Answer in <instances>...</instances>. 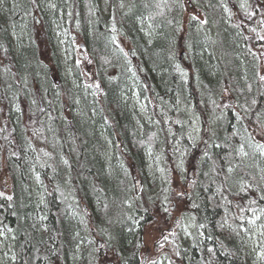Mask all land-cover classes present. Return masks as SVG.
Here are the masks:
<instances>
[{"label": "trees", "instance_id": "16d2710c", "mask_svg": "<svg viewBox=\"0 0 264 264\" xmlns=\"http://www.w3.org/2000/svg\"><path fill=\"white\" fill-rule=\"evenodd\" d=\"M111 1L0 0V264H140L141 226L189 167L194 224L155 264H264V79L248 49L264 0H188L204 19L187 24L185 0Z\"/></svg>", "mask_w": 264, "mask_h": 264}, {"label": "rangeland", "instance_id": "374dc122", "mask_svg": "<svg viewBox=\"0 0 264 264\" xmlns=\"http://www.w3.org/2000/svg\"><path fill=\"white\" fill-rule=\"evenodd\" d=\"M101 4L106 12H108L112 8L111 0H101ZM184 6L186 9V18H185L186 24L190 16L203 19V16L201 14L199 15V11L192 8L189 5L188 0H185ZM259 34H260V37L264 36V26L261 27ZM63 35L65 39L61 43L58 44V52H59V55L64 58L65 62H67L66 58L68 57V55H66V51H65L66 50L65 40L68 36L67 29L63 30ZM254 42L255 44L251 45V49L254 50V53L255 54L257 53L258 55H260L261 52L264 53V40L256 39ZM79 43H81L80 39L77 40V44ZM122 46L125 51L132 48L126 42H123ZM72 51H74V48L71 45V52ZM71 52L69 54H71ZM84 55H85L84 53L75 52V56L77 57L79 61L82 71L83 72L85 71L88 77H92L93 64H90L88 56L87 55L84 56ZM260 74L264 76V64L261 65L260 67ZM94 86L99 87L100 85L98 83H94ZM133 97H134L135 105H137V110L140 113L141 118H146V116L148 115L147 113L148 102L146 100L142 101L141 99L136 98L135 95ZM152 101L154 102L153 103L154 104L153 108H154L156 102L154 100H151V102ZM36 145H37L38 151H41L44 148L43 145L39 144L38 142H36ZM150 162H151V165H150L149 174H151V176H155L156 164L154 163L153 158H151ZM154 171L155 173H153ZM184 175L185 177L183 175L176 174L174 172L171 173L170 180H171V187L173 190V196L171 197L169 204L166 205L165 207L168 211L167 212L163 210L154 211L152 214H154V216L157 217L156 221L151 225H147L146 223L144 225V228L142 231V246H141L140 253H139V259H140V262L142 263L144 261L146 262V264H153V262L160 263L164 259L165 253L168 252V249L165 246L159 248V245L163 242V238L167 236L170 241L181 240L184 236L187 235L188 233L187 229L193 226L194 224L193 222H191V218H190V212L192 208L190 193H192V190H191V186L188 184L187 181L194 182V180L189 179V176H191L192 179L196 178V172L195 170L189 167L185 170ZM31 182L33 184L34 189H36L35 193L37 195V198H39L40 201H43L45 199V196H44L42 189L39 187L42 185L40 184L39 177L37 176L35 171L31 173ZM181 192L184 193L183 196L178 195V193H181ZM173 201H176L177 209H176V213L171 214L170 216L169 208L172 205ZM177 215L178 216L181 215L180 224L176 228L177 229L176 231H174L171 234H168L166 231L168 228H170L174 217ZM249 225L253 233L251 237L248 235L249 236L248 238H251V240L249 241L248 239L247 243L251 246L252 245L255 246L258 244L259 237L261 235V230H260V227L257 225L256 219H251L249 222ZM260 255L261 253H258L257 257L260 258ZM145 256H148L147 259H144ZM116 263L119 264L120 259L116 258ZM105 264H115V263L107 262Z\"/></svg>", "mask_w": 264, "mask_h": 264}, {"label": "bare ground", "instance_id": "6f19581e", "mask_svg": "<svg viewBox=\"0 0 264 264\" xmlns=\"http://www.w3.org/2000/svg\"><path fill=\"white\" fill-rule=\"evenodd\" d=\"M235 6H233L232 8H234ZM248 49L250 50V51H252V49H251V45L252 44H255V42L254 41H251L250 39H248ZM253 52V51H252ZM179 59L183 62V61H185V50L184 49H181L180 50V52H179ZM149 103H151V99H150V97H149ZM223 103H222V101H219V105L221 106V108H224L225 107V105H222ZM111 123L112 124H114V122L113 121H111ZM114 130H115V128H114ZM115 134H116V132H115ZM176 167V166H175ZM170 184H171V180H170ZM171 190H172V187H171ZM173 191V190H172ZM173 196V192H172V194L170 195V197L168 198V200H167V202L165 203V205H167L168 203H169V200L171 199V197ZM192 212V211H191ZM190 212V213H191ZM190 217H191V214H190ZM187 233V232H186Z\"/></svg>", "mask_w": 264, "mask_h": 264}, {"label": "snow or ice", "instance_id": "6c2138e0", "mask_svg": "<svg viewBox=\"0 0 264 264\" xmlns=\"http://www.w3.org/2000/svg\"><path fill=\"white\" fill-rule=\"evenodd\" d=\"M240 6H241V7H245V5H244L243 3H242ZM261 6L264 7V5H261ZM250 15H251V14H250ZM193 19H196V17H193ZM253 31H255V29H253ZM113 39H115V37H113ZM260 39H261V40H264V36H261ZM262 79H264V77H262ZM260 134H261L262 137H264V128H261V129H260ZM257 147H259V148H261L262 150H264V144L257 145ZM241 152L243 153V145H241ZM243 155L246 156L247 153H243ZM229 171H231V169H229ZM0 195H2V193H0ZM178 195L183 196L184 193L181 192V193H178ZM9 199H11V197H9ZM164 211L167 212L168 210L165 208ZM163 239H164V240H167L168 237L165 236ZM178 254H179V253H177V255H178ZM153 264H155V262H153Z\"/></svg>", "mask_w": 264, "mask_h": 264}, {"label": "flooded vegetation", "instance_id": "af4514ba", "mask_svg": "<svg viewBox=\"0 0 264 264\" xmlns=\"http://www.w3.org/2000/svg\"><path fill=\"white\" fill-rule=\"evenodd\" d=\"M117 141H118V143L120 142V140H118V139H117ZM160 216H162V215H160ZM153 217H154V219H155L153 222H155L156 219H157V217H155V216H153ZM149 220H150V219L146 220V221L144 222V224L141 226V229H140L141 232L143 231V228H144L145 223L148 224ZM141 234H142V233H141Z\"/></svg>", "mask_w": 264, "mask_h": 264}, {"label": "water", "instance_id": "95a60500", "mask_svg": "<svg viewBox=\"0 0 264 264\" xmlns=\"http://www.w3.org/2000/svg\"><path fill=\"white\" fill-rule=\"evenodd\" d=\"M202 149H204V146H203V148ZM140 191V188L139 189H137V192H139ZM174 208V207H173ZM177 221H178V219L176 220V222H175V224L174 225H176L177 224Z\"/></svg>", "mask_w": 264, "mask_h": 264}]
</instances>
